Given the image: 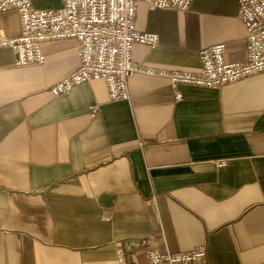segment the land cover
<instances>
[{
  "label": "crops",
  "instance_id": "1",
  "mask_svg": "<svg viewBox=\"0 0 264 264\" xmlns=\"http://www.w3.org/2000/svg\"><path fill=\"white\" fill-rule=\"evenodd\" d=\"M56 9L62 0H29ZM136 65L196 71L200 49L246 58L237 0L186 9L138 3ZM0 30L19 33L18 15ZM42 64L0 48V264H147L159 251L205 248L207 264L264 263V73L217 88L133 73L128 98L102 79L50 91L78 62L73 39L43 42ZM92 107L95 111L91 112ZM224 159L222 166L215 161Z\"/></svg>",
  "mask_w": 264,
  "mask_h": 264
},
{
  "label": "built area",
  "instance_id": "2",
  "mask_svg": "<svg viewBox=\"0 0 264 264\" xmlns=\"http://www.w3.org/2000/svg\"><path fill=\"white\" fill-rule=\"evenodd\" d=\"M149 9H186L192 0H62L56 9L34 8L29 0H0V13L13 10L19 19V33L7 36L0 30V48L13 54L14 65L42 64V43L73 39L78 44L77 65L63 75L50 91L61 94L84 81L102 79L111 100L128 98V80L135 72L166 78L176 99L181 95L178 85L217 88L264 73V0H237L238 17L244 27L246 58L242 62L224 58V44L216 43L199 50L196 71L158 69L136 65L131 59L135 43L154 47L155 33L139 31L135 15L139 2ZM95 111L92 107L91 112ZM224 159L215 161L220 167ZM139 245L145 249L147 264H207L203 245L184 252L159 251L145 239ZM118 264H126L120 249ZM264 264V263H262Z\"/></svg>",
  "mask_w": 264,
  "mask_h": 264
},
{
  "label": "rangeland",
  "instance_id": "3",
  "mask_svg": "<svg viewBox=\"0 0 264 264\" xmlns=\"http://www.w3.org/2000/svg\"><path fill=\"white\" fill-rule=\"evenodd\" d=\"M117 250H118V249H117ZM117 250H116V251H117ZM120 250H121V249H120Z\"/></svg>",
  "mask_w": 264,
  "mask_h": 264
}]
</instances>
